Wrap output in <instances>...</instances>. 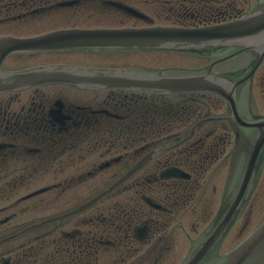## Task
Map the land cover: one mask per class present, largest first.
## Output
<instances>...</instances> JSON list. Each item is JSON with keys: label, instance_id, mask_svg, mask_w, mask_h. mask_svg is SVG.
<instances>
[{"label": "flooded vegetation", "instance_id": "obj_1", "mask_svg": "<svg viewBox=\"0 0 264 264\" xmlns=\"http://www.w3.org/2000/svg\"><path fill=\"white\" fill-rule=\"evenodd\" d=\"M259 1L0 0V37L193 27L236 18ZM80 42L11 54L3 70L65 65L174 75L213 64V74L239 80L253 69L244 61L255 60L226 49L178 53ZM177 56L209 61L184 71L165 62ZM257 89L264 92V61L237 87L244 119L259 116ZM252 131L241 129L229 102L211 93L149 94L57 82L0 93V264H182L229 201L231 177L241 165L231 159L240 151L236 145L230 152L233 138L245 141ZM145 158L147 165L91 207L58 219ZM168 169L184 177H166ZM244 214L242 208L238 215ZM12 234L19 235L2 241Z\"/></svg>", "mask_w": 264, "mask_h": 264}, {"label": "water", "instance_id": "obj_2", "mask_svg": "<svg viewBox=\"0 0 264 264\" xmlns=\"http://www.w3.org/2000/svg\"><path fill=\"white\" fill-rule=\"evenodd\" d=\"M69 31L63 30L53 35H50V40L47 42L44 38L43 44L46 43L49 46H58L61 48L65 47H78L77 41L88 39V43L94 44L97 47L98 44H103L104 48H114L123 41L130 43V45H149L155 47H169V48H188L198 45H222L218 46L217 49L225 48H239L240 45L244 47L248 52H260L264 55V8L259 11L237 21L222 24L219 26L207 27L203 29H153L144 33H139V36L127 32L126 34L121 33L117 35L116 42L113 46L109 41L116 36V33H111L108 31ZM100 42V43H99ZM27 42L23 41H8L0 40V68L5 57L10 53L11 49L14 50L16 47H24ZM246 55H252L246 53ZM56 69H42L34 70L30 72L15 73V74H4L0 71V93L2 91L10 89H20L26 86L44 82L47 80L68 82L69 84L80 86L82 88H98V89H127L133 90L134 86L129 82L130 80L120 79L121 76H114L111 74H93V73H77L75 70H64V71H48ZM145 81H140L134 85L140 87L146 91H192V90H212L226 95L225 87L218 82L209 83V81L202 80V78H188L180 80L171 79H158L155 77H144ZM135 90V89H134ZM231 98V96H229ZM235 110V109H234ZM236 111L237 105H236ZM235 117L236 113L234 112ZM260 128V135L257 139L255 147L250 161L253 162L248 165L250 169L249 174L247 173L244 177L242 188L240 191V196L237 204L233 205L230 211L234 209L233 214L236 213L239 204L242 200V193L246 187L249 185L252 168H255V160L259 157V152L264 145V119L258 121L255 124ZM261 159V158H259ZM229 211V212H230ZM232 214V215H233ZM228 219V218H227ZM227 219L223 222L221 227L217 232H222ZM216 235H218L216 233ZM217 236L210 239V247L204 254L202 258L207 257L211 253L212 244L214 243ZM264 240V231L246 248L242 253L236 264H241L243 259L260 243ZM215 248V244H214ZM201 255V254H200ZM200 255H197L189 264H197Z\"/></svg>", "mask_w": 264, "mask_h": 264}, {"label": "bare ground", "instance_id": "obj_3", "mask_svg": "<svg viewBox=\"0 0 264 264\" xmlns=\"http://www.w3.org/2000/svg\"><path fill=\"white\" fill-rule=\"evenodd\" d=\"M252 13V12H251ZM226 50H231V49H236V48H225ZM223 50V49H221ZM244 54H246L247 52L245 51V49H243L242 51ZM256 60H253V61H249V60H246L244 61V63L242 64L243 66H249L250 64L252 63H255ZM5 62V59L3 60V63ZM64 70H75L77 73H93V74H104V73H101L100 72H94V71H90V70H79L77 68H65V67H61V68H57L56 70H48V71H64ZM112 75V74H111ZM155 74L154 73H151L149 72L147 74V77H154ZM107 90H111V89H107ZM115 90V89H114ZM127 90V89H126ZM131 91H135V90H131ZM137 92V91H136ZM149 93L150 92H157V91H148ZM161 92H164V91H161ZM242 103H243V106L245 104V101L242 100ZM234 112V111H233ZM233 116H235V114L233 113L232 114ZM246 140H248V138L246 137L245 138ZM238 149L240 150L239 152H235L233 153L231 156V159L232 160H237L238 161V165H239V162L241 163V165H239V168L238 170L241 171L243 173L244 176H246V174L248 173L249 174V171L250 169H248V162L249 164L253 162H251L249 160L250 158V154L252 153L251 150H252V147L248 145V141H246V143H244L243 139L242 138H239V140L237 141L236 143ZM242 150H246V152H244V154L241 152ZM250 153V154H249ZM261 159H263V157H261ZM136 170V165H133V166H130L127 168V171L125 173H122L119 175L118 177V180L119 181H125L127 180ZM251 184V181L249 183V185ZM239 196L240 194L235 191V190H232L231 191V195H230V198H229V201L231 202L232 205H236L237 204V201L239 199ZM241 206H242V200L239 204V207L236 211V214H238L241 210ZM235 208H233L232 211H228L226 213V218H228V220L231 218V215L233 214V211H234ZM211 239V238H210ZM210 239H208L206 242H205V245H202L201 247V251L198 252V255H200V257L202 258L204 256V254L206 253V251L208 250V248L210 247Z\"/></svg>", "mask_w": 264, "mask_h": 264}, {"label": "rangeland", "instance_id": "obj_4", "mask_svg": "<svg viewBox=\"0 0 264 264\" xmlns=\"http://www.w3.org/2000/svg\"><path fill=\"white\" fill-rule=\"evenodd\" d=\"M198 60V59H197ZM190 66H194V63L189 64H180L174 65L172 68H189ZM190 67V68H192ZM264 169V168H263ZM246 211L251 210L255 216L251 218V225L244 230L243 238H241L238 242H247L252 236H255L259 230L264 228V170L261 176V180L258 184L257 189L254 192L253 198L251 201H247L245 204ZM244 219V217H242ZM241 227H236L234 231L239 232ZM238 242L233 243L229 250H236L239 246ZM222 250L221 252H223ZM224 254V253H222ZM247 264H264V246L261 247L256 254L252 255V258Z\"/></svg>", "mask_w": 264, "mask_h": 264}]
</instances>
